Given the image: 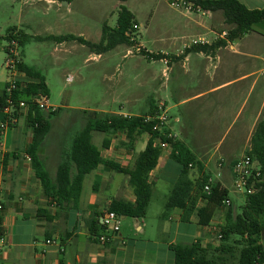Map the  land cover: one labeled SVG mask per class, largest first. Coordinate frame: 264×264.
Returning a JSON list of instances; mask_svg holds the SVG:
<instances>
[{"label": "crops", "instance_id": "1", "mask_svg": "<svg viewBox=\"0 0 264 264\" xmlns=\"http://www.w3.org/2000/svg\"><path fill=\"white\" fill-rule=\"evenodd\" d=\"M36 1L44 6L46 15L52 21H59L68 28L80 31V26L84 25V19L88 15L87 4H93L96 6L94 9H100L105 0ZM160 1L154 2L155 10L149 15L147 22L150 26L156 11L161 13L165 20V26L157 31V37L153 41L148 40L152 46L160 47L153 54L164 55L161 60L167 66L163 70L165 80L159 84L162 95L154 104L168 112V127L176 139L191 149L214 181L225 185V181L233 179L232 164L250 149L252 134L264 109V75H261L264 68H261L264 63V36L246 34L239 38L237 43L228 42L227 45L205 52L194 51V46L187 47L188 43L182 44L189 36L193 40L206 39L208 43L205 45H212L219 38L226 39L227 35L223 33H227L229 29L220 27L224 24V21L220 20L223 14L178 9L169 3L171 11L159 12L163 7ZM239 1L249 9L264 7V0ZM129 10L136 16V11L132 8ZM16 29L18 31V28ZM70 33L75 35L73 33L76 32ZM214 33L215 37L210 38ZM246 38L250 39L245 41ZM8 45L9 43L0 46V97L4 95L13 76L5 65ZM139 46L148 51L144 43ZM169 47L175 52L170 51L172 49ZM102 56L103 54H98V57ZM165 59H168V63ZM14 77L18 79L25 76L18 72ZM151 102L149 109L141 113L77 109L81 111L85 123V115L82 114L85 110L140 115L150 111ZM27 112V108L19 109L16 119L7 123L0 108V194L5 204V246L1 252L0 264H99L101 259L109 260L111 264H174L175 257L169 245L175 243V238L187 237L186 231L181 230L182 224L196 225L200 231H195L189 239L191 242L200 240L205 247L208 246L204 241L209 229L202 231L204 229L198 225L196 215L191 218V223L182 222L180 209H175L164 219L172 222L168 227H175L174 239L167 245L166 259L158 257V250L149 239L146 240L145 246H140L137 240L128 241L129 243L124 241L121 227L117 234L109 233L110 240L105 243L92 239L88 220L97 214L101 221V216L108 211L112 199L135 200L129 177L123 173H120L123 177H118L109 171L112 169L99 165L85 178L86 181L91 176V186L89 191H85L84 185L77 206H58L52 198L44 195L32 162L27 158V149L34 133V129L28 124ZM216 132L225 134L222 141L215 145L211 139ZM149 138V133L141 134L136 137L134 148L129 149L126 146L125 133L111 135L108 148H103L106 151L103 156L120 163L124 168H132L139 153L146 148ZM105 139L100 144L101 148ZM141 140L143 147L138 150L137 145ZM46 146L45 143L41 157L49 169L50 156L44 152ZM242 146L240 153L238 149ZM63 153L64 151H57L54 154L58 160L54 162V175L50 173L52 177L56 176ZM171 153L172 148L162 149L158 164L150 173L149 181L153 184L164 181L171 185L172 190L181 169L171 158ZM214 164L215 176L211 169ZM200 175L197 166H191L186 172V177L191 180ZM227 189L229 190L228 187ZM113 190L116 196L105 194ZM230 200L233 205V200ZM204 204L205 200L201 199L199 207ZM220 208L218 210L221 212H217L213 223L222 224L226 218L227 206ZM47 215H50L51 220L47 219ZM216 216L218 221L214 222ZM133 220L136 230L145 233L146 224L140 219Z\"/></svg>", "mask_w": 264, "mask_h": 264}, {"label": "trees", "instance_id": "2", "mask_svg": "<svg viewBox=\"0 0 264 264\" xmlns=\"http://www.w3.org/2000/svg\"><path fill=\"white\" fill-rule=\"evenodd\" d=\"M187 1L192 2L195 8H200L205 12H221L225 23L230 26L226 39L219 38L212 45L194 46V51L205 52L214 47L224 46L246 34L256 33L264 36V7L249 9L239 0ZM137 29L135 15L129 9L123 8L115 28L104 25L100 43H91L82 37L78 38L71 34L59 36L57 39L60 41L78 40L98 54H102L119 45L133 46L136 43ZM5 39L9 43L8 48L12 41L23 45L27 40L25 33L17 31L16 27L10 28ZM146 55L150 59H161L164 56L151 53ZM18 68L25 77L16 79L17 88L13 89L10 95L7 94V89L5 90L4 95L0 97V108L3 109L7 106L10 98L16 106L14 109L16 116L21 109L19 103L22 101L26 103L28 124L34 129L27 154L31 157L33 169L41 182L44 195L47 198H52L58 206H77L83 193L85 178L99 165H104L115 172L127 175L129 185L135 195L134 201L112 199L108 210L116 212L122 217L144 218L153 193L154 184L149 181L150 173L156 168L162 154V148L156 143L158 138L172 146L171 158L181 169L178 181L173 186L165 204L161 215L162 220L168 218L175 209H180L182 210V222L191 223V218L196 215L198 225L207 227L211 225L218 209L227 199H230L229 190L222 182L213 181L210 183V173L204 170L202 162L185 143L176 138H168L167 131L165 133L154 132V122L146 123L144 121L145 115L159 113L155 102H151L150 111L140 115L129 116L85 110L83 112L85 124L71 139L69 146L62 154L56 176L52 177L41 157V150L51 131V121L53 117L61 113L62 108L42 110L34 102V98L39 95L48 97L49 88L46 77L41 70L26 64L22 59L18 63ZM94 132L108 135L125 133L126 146L129 149L134 148L136 137L141 134L149 133L150 138L146 148L137 156L134 166L124 168L120 163L103 156L101 149L93 142ZM250 142L251 147L247 151V155L251 156L260 167L264 178V109ZM109 144L110 139L106 138L102 148H108ZM190 165L197 166L201 172V175L194 180L186 177V172L191 168ZM208 184L211 185L210 194L205 192V187ZM201 199L205 200V204L199 207ZM227 207L226 222L225 225H221L222 240L226 245H221V248L216 250L226 253L231 251L235 244H241L238 264H264V244L261 242V236L264 234V179L256 186L254 193L246 195L241 213L236 215L232 205ZM46 217L51 220L50 215ZM87 224L90 237L95 241H99L102 235L109 234L107 228L97 218V214L88 220ZM235 235L239 236V239H236L233 245L228 244ZM169 248L175 257L174 264H223L226 260L223 255L212 254L210 248L205 247L200 240L190 243H173L169 245ZM74 264L83 263L75 262ZM99 264H111V262L101 259Z\"/></svg>", "mask_w": 264, "mask_h": 264}, {"label": "rangeland", "instance_id": "3", "mask_svg": "<svg viewBox=\"0 0 264 264\" xmlns=\"http://www.w3.org/2000/svg\"><path fill=\"white\" fill-rule=\"evenodd\" d=\"M155 1L159 0H130L129 2L105 0L100 9H94L96 6L87 4L88 15L84 19V25L80 26V31H77L66 27L59 21H52L46 15L44 6L38 4L36 0H0V46L8 44L5 37L10 28L16 27L18 31L25 33L27 40L23 45L16 46L18 58L42 71L49 88V104L53 109L62 107V112L53 117L51 121L52 128L45 142L47 146L44 152L50 156L51 166L48 170L52 175L56 170L54 162L58 160L56 156L54 157L55 152L65 151L71 139L85 124L83 115L77 108L105 112L141 113L149 109L151 101L157 102L162 95L159 84L165 80L163 70L167 66L161 59H150L146 55L147 53L153 54L160 48L152 46L148 40L153 41L157 37V31L165 26L162 14L157 11L151 25H147L149 15L155 10ZM160 2L163 7L159 12L172 10L166 0ZM123 8H132L136 11L135 21L140 25L136 30V43L133 46L119 45L102 53V57H98L96 51L78 40L60 41L57 39L59 36L76 32L73 34L78 38L82 37L91 43H100L104 25L115 28ZM220 20L224 21V17L221 16ZM220 27L222 29L230 28L225 21ZM210 36V38L215 37V33ZM246 39L245 41H248L250 38ZM192 40V37L189 36L182 41V44H190ZM238 41L239 39L235 40L236 43ZM141 43L146 45L148 51L139 46ZM169 48L172 49V47ZM170 51L175 52L174 49ZM263 67L264 63L261 65V68ZM6 69L10 74H14L7 66ZM261 75L264 74L261 73ZM224 134V132L214 133V138L211 139L213 144L216 145L222 141ZM110 136L105 133H93V142L101 149L102 153L104 152V156L106 151L101 148L100 144L104 138ZM142 147L141 140L137 148L141 150ZM238 150L241 153L243 146ZM218 156L219 154L216 157ZM211 169L215 176V164ZM109 171L118 177H123L118 172ZM91 182L90 176L85 181V191H89ZM225 185L230 190L233 210L237 214L241 213L246 196L235 189L234 179L225 181ZM170 190L171 185L164 181L153 185L152 199L147 214L140 219L142 223L146 224L145 233L136 230L133 218L124 217L121 219V236L124 241L137 240L141 244L140 246H145L146 240L149 239L158 250V257L164 259L167 258L168 242L174 239L175 234V227H168L172 222L161 218ZM105 194L116 196L115 190ZM219 210L217 212H221ZM217 221L218 216L214 222ZM225 222L226 218L220 225H225ZM202 229L204 232L209 228L202 227ZM181 230L186 231L187 237L175 238V243L191 242L189 236L197 230L200 231L194 224H182ZM207 233L204 242L210 248L211 253L215 256L223 255L226 258L223 264H238L242 245L235 244L234 248L226 253L218 251L216 249L226 243L222 239L218 240L213 231L209 230ZM236 239H239V236L235 235L228 244L233 245ZM261 242L264 243V234L261 236Z\"/></svg>", "mask_w": 264, "mask_h": 264}, {"label": "built area", "instance_id": "4", "mask_svg": "<svg viewBox=\"0 0 264 264\" xmlns=\"http://www.w3.org/2000/svg\"><path fill=\"white\" fill-rule=\"evenodd\" d=\"M168 3L175 8L178 9H186L188 11H202L200 8H195L193 3L187 0H167ZM225 36L227 33H223ZM207 40L203 38L194 39L190 44L187 45V47H192L195 45H205L207 44ZM19 45L17 41H12L7 52V59L5 61V65L9 70L12 71L13 76L10 81V83L7 86V94L10 95L13 89L17 88L16 85V77H14L15 73L20 72L18 68V63L20 59L18 58V52L16 50V46ZM166 63H168V59H165ZM262 74H264V69L261 71ZM34 102L45 111L54 110L53 107L49 104L48 97L45 95H39L34 98ZM21 108H26L25 102L19 103ZM15 105L11 101V99H8V104L5 106L2 110V112L5 114L6 122H10L16 119L15 116ZM169 120L170 116L166 109L163 107L159 108V113L156 115H145L144 121L146 123L154 122L153 124V131L157 133H165L167 131V136L170 139L176 138L173 132L169 130ZM156 143L158 146H160L162 149L166 148H172V146L168 142L162 141L160 138L156 140ZM27 158L31 160V157L27 155ZM192 166V165H190ZM232 175L234 179V186L235 189L246 195H250L254 193L256 186L263 181V174L261 172L260 167L257 165V163L251 158V156L245 154L244 156L238 158L233 164H232ZM210 183H212L214 180L213 178H210ZM205 192L207 194H210L211 192V185L208 184L205 187ZM232 205V202L230 199H227L223 206H230ZM4 209L5 204L2 200L1 194H0V257L1 252L5 246V229H4ZM121 219L122 216L117 214L113 211H106L101 216V223L107 228V232L114 235L117 234L121 227ZM209 227V226H207ZM209 230L213 231L217 239L221 240L223 237L221 225L218 223H213V225H210ZM108 240H110L108 235H102L100 237V241L105 243ZM50 243L51 241H47Z\"/></svg>", "mask_w": 264, "mask_h": 264}]
</instances>
